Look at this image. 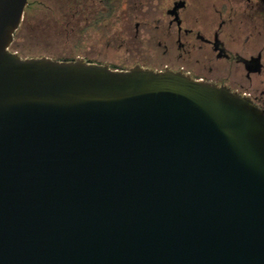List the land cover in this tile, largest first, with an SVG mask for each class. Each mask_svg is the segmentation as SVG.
<instances>
[{"label":"water","instance_id":"water-1","mask_svg":"<svg viewBox=\"0 0 264 264\" xmlns=\"http://www.w3.org/2000/svg\"><path fill=\"white\" fill-rule=\"evenodd\" d=\"M0 264H264V111L180 71L9 50Z\"/></svg>","mask_w":264,"mask_h":264},{"label":"flooded vegetation","instance_id":"flooded-vegetation-1","mask_svg":"<svg viewBox=\"0 0 264 264\" xmlns=\"http://www.w3.org/2000/svg\"><path fill=\"white\" fill-rule=\"evenodd\" d=\"M162 16L172 43L155 70L226 87L264 111V0H170Z\"/></svg>","mask_w":264,"mask_h":264},{"label":"rangeland","instance_id":"rangeland-1","mask_svg":"<svg viewBox=\"0 0 264 264\" xmlns=\"http://www.w3.org/2000/svg\"><path fill=\"white\" fill-rule=\"evenodd\" d=\"M169 1L112 0L114 11L109 16L96 21L97 10L87 12L66 35L55 26L51 12L35 11L28 22L22 18L9 50L22 58L82 57L122 69L134 65L158 69L165 60L163 45L172 43L164 35L166 19L162 16ZM56 7L54 4L53 11Z\"/></svg>","mask_w":264,"mask_h":264},{"label":"trees","instance_id":"trees-1","mask_svg":"<svg viewBox=\"0 0 264 264\" xmlns=\"http://www.w3.org/2000/svg\"><path fill=\"white\" fill-rule=\"evenodd\" d=\"M54 4L55 7L56 4L58 5L56 11H53ZM94 9L97 10L99 17L96 21H99L103 19L105 14L109 16L114 11V6L112 5V0H52L51 4H48L46 0H27L23 12V20L28 22L35 11L51 12L55 26L62 31V34L66 35L77 28L79 20L84 17L85 13L91 14ZM54 59L73 60L75 58L55 57ZM110 68L122 69L113 66H110Z\"/></svg>","mask_w":264,"mask_h":264}]
</instances>
